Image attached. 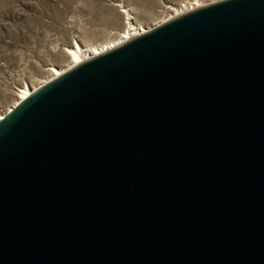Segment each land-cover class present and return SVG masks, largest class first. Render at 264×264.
<instances>
[{"label":"water","instance_id":"obj_1","mask_svg":"<svg viewBox=\"0 0 264 264\" xmlns=\"http://www.w3.org/2000/svg\"><path fill=\"white\" fill-rule=\"evenodd\" d=\"M0 264H264V0L185 14L8 113Z\"/></svg>","mask_w":264,"mask_h":264},{"label":"rangeland","instance_id":"obj_2","mask_svg":"<svg viewBox=\"0 0 264 264\" xmlns=\"http://www.w3.org/2000/svg\"><path fill=\"white\" fill-rule=\"evenodd\" d=\"M195 1L0 0V113L14 105L21 87L39 86L51 67H67L66 50L75 43L116 40L128 22L156 27L174 14L173 8ZM221 1L200 3L206 7Z\"/></svg>","mask_w":264,"mask_h":264},{"label":"bare ground","instance_id":"obj_3","mask_svg":"<svg viewBox=\"0 0 264 264\" xmlns=\"http://www.w3.org/2000/svg\"><path fill=\"white\" fill-rule=\"evenodd\" d=\"M205 5L200 3V0H196L194 3H188L183 4L181 8H173L174 14H170L171 16L168 17L163 23H161L158 26H161L167 22H170L176 18H179L185 14H188L190 12H193L195 10L203 8ZM171 10V9H170ZM125 11V10H124ZM129 16V14H128ZM129 18V17H128ZM156 26V27H158ZM156 27H142L141 25H136L133 22H128L127 29L122 33L120 38L109 41L107 43L101 44V45H94V46H82L78 43H75L72 47L67 48L66 53L70 58V64L67 67H51L50 70V76L43 80L39 86H33L29 87L28 85H25L21 87L18 90L17 94V100L12 105V107L9 108V110L6 113H0V123L5 118V116L12 112L14 108L19 106L22 102L29 99L37 90H39L41 87L50 84L54 80L60 78L70 70L74 69L75 67L91 60L94 57L101 56L103 54H106L112 50L117 49L118 47L124 45L125 43L142 36L151 30H153Z\"/></svg>","mask_w":264,"mask_h":264}]
</instances>
